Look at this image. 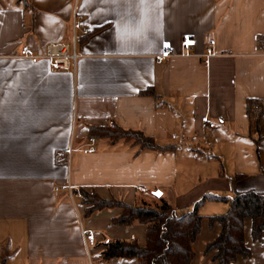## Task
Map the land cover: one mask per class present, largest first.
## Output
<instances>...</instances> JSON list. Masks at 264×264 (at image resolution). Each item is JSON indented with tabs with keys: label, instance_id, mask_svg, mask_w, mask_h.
<instances>
[{
	"label": "crops",
	"instance_id": "obj_1",
	"mask_svg": "<svg viewBox=\"0 0 264 264\" xmlns=\"http://www.w3.org/2000/svg\"><path fill=\"white\" fill-rule=\"evenodd\" d=\"M184 35L194 39L188 56ZM263 41L264 0H163L144 8L135 0H0V262L136 264L104 260L103 252L119 240L144 246L146 226L114 225L119 208L85 216L68 184L73 194L94 192L128 205L162 198L182 211L207 194L231 197L236 175L237 191L264 192ZM164 43L173 56L158 63ZM51 44L76 54L70 70L19 57L22 47L41 55ZM247 100L261 109L252 135ZM204 116L216 128H203ZM111 123L176 150L139 153L94 138V153L79 151L88 146L90 127ZM69 147L76 150L69 166L55 164L54 154ZM227 209L213 201L199 208L206 219L190 264H213L204 250L221 227L209 226L207 217ZM81 228L96 236L88 256ZM250 230L245 220L249 256L235 264H264V248Z\"/></svg>",
	"mask_w": 264,
	"mask_h": 264
},
{
	"label": "trees",
	"instance_id": "obj_2",
	"mask_svg": "<svg viewBox=\"0 0 264 264\" xmlns=\"http://www.w3.org/2000/svg\"><path fill=\"white\" fill-rule=\"evenodd\" d=\"M143 94L152 96L157 107L163 105L152 91L147 90ZM246 113L251 135L257 133L261 115L259 103L247 100ZM89 136L104 139L110 144H131L139 153L148 151L164 154L176 150L175 145H161L139 130L124 129L114 123L104 127H90ZM240 179L242 176L239 175L230 179L231 197L207 194L194 203L191 209L184 211L176 210L162 198L142 200L135 205H128L116 200H106L94 192L82 190L84 215L119 208L121 213L112 219L114 225L131 226L137 223L146 226L144 246H140L135 240L114 241L104 250V260L121 258L135 259L136 264H190L193 259L192 246L205 218L199 214V208L206 201L225 202L228 205L225 213L207 217L209 226L218 223L221 230L219 235L206 245L204 253H212L213 264H235L238 256H249L243 234L245 220L251 221L250 233L253 240L259 241L264 232V192L237 191L235 184Z\"/></svg>",
	"mask_w": 264,
	"mask_h": 264
},
{
	"label": "built area",
	"instance_id": "obj_3",
	"mask_svg": "<svg viewBox=\"0 0 264 264\" xmlns=\"http://www.w3.org/2000/svg\"><path fill=\"white\" fill-rule=\"evenodd\" d=\"M76 27L77 25L73 23V30H75ZM193 44H194L193 37L191 35H184L181 39V48L183 51L182 55L188 56L191 52ZM208 44H209V47L206 49L207 55L212 53V46L214 45V41L209 40ZM261 47H262V55L264 56V41ZM172 56H173V53H172L170 45L168 43H164L162 46L161 52L156 56V60L158 63H162L166 59ZM19 57L29 59L32 63H36L39 60H48L51 62L52 67L56 70H70L77 58L75 53H71L69 51V47L67 45H62V44H51L47 46L44 53L41 55H35L30 48L25 46L20 49ZM200 124L203 128H207V129L216 128L215 123L211 119L207 118L206 116L200 118ZM94 143H95V139L89 138L88 144H87L88 146L78 148V149L83 154L94 153L95 149L91 147ZM75 151H76L75 149H73L72 147H69L65 150L56 152L53 157L55 164L65 165L68 167L71 162L72 154ZM64 189L66 190L67 194L70 197L74 195L80 200H84V196L80 192H78L77 194H73V191L75 189L71 185L68 184L67 186H65ZM57 190L58 189H55V191ZM139 191L141 193H145L146 188L139 187ZM80 233H81V237L83 240L84 249L88 256L90 255L89 254L90 249L96 246V243H97L96 236L94 232L85 230L82 228L80 229ZM258 245L261 248H264V232H263V237L258 241Z\"/></svg>",
	"mask_w": 264,
	"mask_h": 264
},
{
	"label": "snow or ice",
	"instance_id": "obj_4",
	"mask_svg": "<svg viewBox=\"0 0 264 264\" xmlns=\"http://www.w3.org/2000/svg\"><path fill=\"white\" fill-rule=\"evenodd\" d=\"M135 3L138 7L144 8L149 7L153 4L158 6L163 3V0H135Z\"/></svg>",
	"mask_w": 264,
	"mask_h": 264
},
{
	"label": "water",
	"instance_id": "obj_5",
	"mask_svg": "<svg viewBox=\"0 0 264 264\" xmlns=\"http://www.w3.org/2000/svg\"><path fill=\"white\" fill-rule=\"evenodd\" d=\"M154 195H155L156 197H160V193H159V192H155Z\"/></svg>",
	"mask_w": 264,
	"mask_h": 264
},
{
	"label": "rangeland",
	"instance_id": "obj_6",
	"mask_svg": "<svg viewBox=\"0 0 264 264\" xmlns=\"http://www.w3.org/2000/svg\"><path fill=\"white\" fill-rule=\"evenodd\" d=\"M149 195H151V192L147 193V195H146V196H149ZM192 250H193V249H192Z\"/></svg>",
	"mask_w": 264,
	"mask_h": 264
}]
</instances>
